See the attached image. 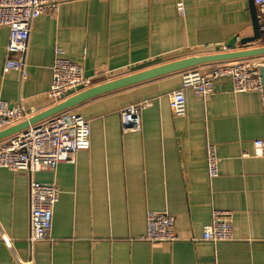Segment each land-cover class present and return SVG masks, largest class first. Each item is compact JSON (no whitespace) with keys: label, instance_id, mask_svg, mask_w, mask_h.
Wrapping results in <instances>:
<instances>
[{"label":"crops","instance_id":"crops-1","mask_svg":"<svg viewBox=\"0 0 264 264\" xmlns=\"http://www.w3.org/2000/svg\"><path fill=\"white\" fill-rule=\"evenodd\" d=\"M9 36L0 26V100L40 113L54 105L46 92L57 47L87 76L99 78L96 86L107 76L190 56L199 46L242 48L240 40L253 37L254 29L251 0H65L55 14L33 21L25 78L4 71ZM248 46H264V29ZM181 74L69 109L90 121V148L34 174L61 190L53 241L28 240L30 173L0 168V264H264V156L255 146L264 140V96L236 93L232 79L223 77L210 95L185 90L187 114L175 116L169 94L182 88ZM147 100L153 103L142 111L143 129L124 133L122 110ZM209 142L220 158L214 178L207 171ZM213 209L232 212V241L203 240ZM150 210L172 214L180 240H141Z\"/></svg>","mask_w":264,"mask_h":264},{"label":"built area","instance_id":"built-area-1","mask_svg":"<svg viewBox=\"0 0 264 264\" xmlns=\"http://www.w3.org/2000/svg\"><path fill=\"white\" fill-rule=\"evenodd\" d=\"M65 0H0V26L9 29L8 53L4 71L18 70L26 77V58L33 21L43 13L55 14ZM256 13L264 21V0H254ZM179 11L184 14L182 2ZM240 47L226 44L199 46L192 50L194 55L230 52ZM264 67V55L231 61L217 62L182 71V88L169 94V104L175 116L187 114L185 90L192 89L198 96H207L214 92L215 82L223 77L233 81V91H256L264 96L261 69ZM53 80L46 96L52 104L64 101L69 95L95 86L99 78L87 76L83 65L72 62L61 48L55 50L52 66ZM130 74V73H129ZM112 80L110 76L106 77ZM107 82V81H106ZM153 103L151 100L126 106L121 112L122 131L124 133L143 129L142 111ZM36 106L23 103H11L0 100V131L30 120L39 113ZM91 146L90 121L80 114L63 111L39 123L17 132L0 141V168L11 171H27L31 175L30 185V234L31 243L53 241L51 236L54 210L60 201L61 190L57 183H43L34 178L41 170H54L62 162L75 161L81 150ZM257 155L264 156V140H256ZM207 171L210 178L219 175L220 158L217 146L207 144ZM147 231L141 240L160 243H173L180 240L176 230L175 217L167 211H148ZM204 241L219 243L234 239L232 212L213 209L211 220L203 228ZM8 240V238H3Z\"/></svg>","mask_w":264,"mask_h":264},{"label":"water","instance_id":"water-1","mask_svg":"<svg viewBox=\"0 0 264 264\" xmlns=\"http://www.w3.org/2000/svg\"><path fill=\"white\" fill-rule=\"evenodd\" d=\"M251 13L253 18L254 36L241 39L240 44L243 45L242 48L237 50H232L230 52L187 56L184 58L177 59L175 61L161 64L136 73L128 74L126 76H122L120 78H116L104 82L102 84L93 86L89 89L78 92L77 94H74L71 97L66 98L64 101L55 104L50 108L36 114L28 121H23L19 124H16L12 127L0 131V141L10 137L11 135L17 132H20L28 128L30 125L39 123L63 111L72 109L85 101H88L92 98H95L97 96L109 92L121 90L167 74L180 72V71L182 72L184 70L196 68L206 64L263 56L264 46H259V47L248 46L249 43H253L256 40L262 38L263 29H264V21H260V19L258 18L253 0H251ZM230 47H235V44L233 43L232 45H230ZM261 73H262V81L264 85V67L261 69Z\"/></svg>","mask_w":264,"mask_h":264}]
</instances>
